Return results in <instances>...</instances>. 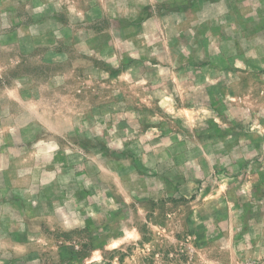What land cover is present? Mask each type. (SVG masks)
<instances>
[{
  "label": "rangeland",
  "instance_id": "obj_1",
  "mask_svg": "<svg viewBox=\"0 0 264 264\" xmlns=\"http://www.w3.org/2000/svg\"><path fill=\"white\" fill-rule=\"evenodd\" d=\"M0 264H264V0H0Z\"/></svg>",
  "mask_w": 264,
  "mask_h": 264
}]
</instances>
